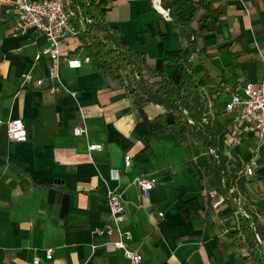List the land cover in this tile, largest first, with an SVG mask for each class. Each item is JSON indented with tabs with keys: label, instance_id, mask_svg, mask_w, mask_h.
Segmentation results:
<instances>
[{
	"label": "crops",
	"instance_id": "1",
	"mask_svg": "<svg viewBox=\"0 0 264 264\" xmlns=\"http://www.w3.org/2000/svg\"><path fill=\"white\" fill-rule=\"evenodd\" d=\"M105 1L106 29L96 20L85 28L74 21L80 33L61 44L52 77L51 62L35 58L47 45L44 35L34 29L15 34L12 0H0V264H32L35 257L39 264H130L110 244L118 235L106 233L111 189L126 205L128 246L143 255L141 264H262L261 251L245 245L242 232L231 234L219 216L211 159L200 162L177 140L170 126L175 113L144 98L136 102L125 76L127 68L137 74L132 66L114 68L108 57L99 65L89 47H130L166 75L182 69L176 53L190 48L191 78L214 105L208 114L228 128L232 117L219 110L225 89L264 76V0H160L162 10L151 0ZM73 59L81 66H69ZM13 118L23 120L26 141L8 138ZM78 126L87 135H74ZM239 135L245 160L255 152L257 162L254 175L238 185L240 201L264 226V143ZM90 143L104 148L90 151ZM126 154L132 156L128 168ZM113 168L120 170L114 181ZM140 177L154 180L148 195Z\"/></svg>",
	"mask_w": 264,
	"mask_h": 264
},
{
	"label": "built area",
	"instance_id": "2",
	"mask_svg": "<svg viewBox=\"0 0 264 264\" xmlns=\"http://www.w3.org/2000/svg\"><path fill=\"white\" fill-rule=\"evenodd\" d=\"M151 2L155 9L162 10L160 0H151ZM12 10L15 18V34H23L29 29H34L46 38L47 45L35 58L39 59L43 57L51 62L50 74L52 77H57L61 44L67 38L80 33V28L74 21H79L80 24L84 25V28L86 25L94 22V19L85 13L84 8L73 6L72 0H12ZM85 61H90V57L85 58ZM67 63L71 67L81 66V61L76 59L68 60ZM30 79V73L23 75V81L27 82ZM41 83V80L36 81L37 85ZM225 92L227 93V97L222 106L219 107V110L222 113L230 114L232 117L234 131L231 138H226V148L230 147L229 151L226 150V155L233 158L231 149L242 141L239 134L254 135L260 143H264V76L258 82H246L242 88L237 90L227 88ZM208 108L210 111H215L214 105L210 104V102L208 103ZM184 114L189 124H193V119L189 117L187 111H184ZM203 120L205 121V118ZM6 132L8 138L15 142H23L27 139V132L21 118H13L8 121ZM73 134L76 136L87 135V129L85 126L74 127ZM88 147L90 151H100L103 150L104 145L102 143H90ZM208 150L210 156L213 157V161L216 164H220L221 158L216 148L209 147ZM254 153L245 160L244 165L237 173L234 186L229 189L235 207L236 218L252 219L251 213L244 209L240 201L241 195L238 191L237 183L239 179L250 178L254 175L257 164ZM124 160L125 166L128 168L132 163V156L126 154ZM119 176V169L113 168L110 170V180H118ZM137 181L145 195H148L154 188L153 179L140 177ZM224 200L225 197L219 194V199L214 203V207H219ZM107 202L110 212V226L106 229V233L110 236L113 234L118 235V239L111 241L110 244L115 249L122 250L129 259L130 264H141L143 255L128 246L132 233L124 227L126 205L117 189L108 191ZM252 226L256 231L254 223H252ZM239 228L240 224L237 226V229ZM255 242L257 248L264 256V238L258 232L255 234ZM45 258L47 260L52 258L51 248L45 250ZM39 262L40 259L38 257L32 260V264H39Z\"/></svg>",
	"mask_w": 264,
	"mask_h": 264
},
{
	"label": "trees",
	"instance_id": "3",
	"mask_svg": "<svg viewBox=\"0 0 264 264\" xmlns=\"http://www.w3.org/2000/svg\"><path fill=\"white\" fill-rule=\"evenodd\" d=\"M105 4V0H72L73 6H81L84 8L85 13L91 16L94 21L96 20V25H99L102 29H106L103 23L104 10L102 9ZM107 45V43L102 42L94 43L93 46L89 47L90 56L97 64L102 66L107 64V61L103 58L108 56L115 57V60L120 63L119 66L130 64L132 70L137 73L141 79L138 84L139 86L131 89L136 95V102L144 98L148 102H153L164 107L168 111L174 112V122H171L170 126L179 142H183L188 136V132L192 129L202 134L204 143L208 148H216L221 162L220 164H216L213 161V157L210 156L211 166L208 165V167L211 168L213 177L216 180L217 193L225 197V200L218 208L219 216L227 220L226 224L228 230L232 231L230 232L231 234L236 235L242 232L245 237V245H248L252 250H256L255 234L258 232L264 238V226L258 222V216L254 214H251L252 219L236 218L234 203L229 193V189L234 186L236 182L238 171L245 163V152L247 150L244 144L245 138L242 139L239 145L231 149L233 158L228 157L226 155V138L227 133L232 132L234 127L230 124L228 128L221 129L208 114V104L197 90L191 78L189 68L192 61V50L187 47L183 51L176 53L179 60H181L182 69L166 75L159 70L151 68L149 64H147L143 52L136 51L126 46L124 50H121L119 47L108 48ZM93 49H95V51ZM101 60L102 63H100ZM144 71L151 74L157 80L150 85L146 84L143 79ZM184 111H187L189 117L193 119V124H189ZM204 115L206 116L204 117ZM203 118H205V121ZM242 179H239L238 185L242 184ZM206 201L207 206L211 209L213 207V197L210 193L206 194ZM185 208L186 207H183V210H185ZM252 223H254L257 229L256 231ZM238 224H240L239 229H237ZM261 257V260H263L262 264H264V256L262 255Z\"/></svg>",
	"mask_w": 264,
	"mask_h": 264
},
{
	"label": "rangeland",
	"instance_id": "4",
	"mask_svg": "<svg viewBox=\"0 0 264 264\" xmlns=\"http://www.w3.org/2000/svg\"><path fill=\"white\" fill-rule=\"evenodd\" d=\"M108 59L112 60L115 63L114 68H116V66H117V69H120L121 67H123L125 69L127 67L126 65L118 66V64H120V63L118 61H116L115 57H113V56H108ZM142 71H143V69H142ZM127 72H128L127 74L126 73H124V74H126L125 76H127V77L129 76L128 80L133 85V86H131V89L137 88L139 85H137V86H135V85L137 84L138 81L139 82L141 81L140 76L137 74H132V71L129 68H127ZM118 73H120V71ZM143 74H144L143 79L145 80V83L148 85H150L151 83H153L157 80L155 77H153L148 72L144 71ZM193 137H195V138H193ZM182 143L185 144L186 147H187V145H189L191 147L192 151L199 158L200 162L205 163L206 159L208 157L210 158L208 146L204 143L203 136L201 133H197L196 131L191 129V131L188 132V136L186 137V139ZM226 149H227V151H229L230 147H227ZM260 261H262V263H263V260H260Z\"/></svg>",
	"mask_w": 264,
	"mask_h": 264
}]
</instances>
